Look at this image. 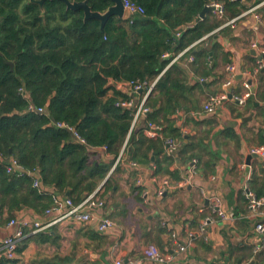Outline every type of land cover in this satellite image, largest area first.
<instances>
[{
  "label": "trees",
  "instance_id": "obj_1",
  "mask_svg": "<svg viewBox=\"0 0 264 264\" xmlns=\"http://www.w3.org/2000/svg\"><path fill=\"white\" fill-rule=\"evenodd\" d=\"M86 1L91 10L99 12L112 4L110 0ZM131 1L141 5L149 18L112 15L102 28L99 19H84L82 9H68L61 0H45L42 6L30 0H0L2 225L25 209L37 218L43 217L52 203L49 189L78 203L99 187L97 192L105 206L109 193L119 187L116 174L124 171L132 177L136 200L140 201L143 187L136 184L137 171L128 167L127 161L149 169L158 180L166 178L173 183L183 179L184 169L193 159L196 171L211 167L200 154V139L185 137L180 127L173 125L171 116L181 105L179 99L184 92L181 63L189 55L193 56L191 66L204 58L200 75H208V54L203 44L217 34L188 48L179 58L181 63L176 60L167 64L176 53L261 0ZM213 1L223 4V17L218 18L213 11L200 17ZM227 26L218 34L228 30ZM165 52L170 56L163 57ZM136 80L155 83L145 99L151 110L133 122L135 106L120 103L130 98L137 102L143 91L128 94L116 83ZM256 82L254 95L246 104L250 107L254 100L260 103L255 106V116L264 126V71L257 72ZM29 104L44 111L29 110ZM148 121L161 126L159 135L145 134ZM56 122H65L72 130L57 127ZM73 131L85 143L76 141ZM258 131L264 143V130ZM169 137L178 142L171 153L167 151ZM121 150L124 163L118 162L110 172ZM10 158L16 159L23 171L14 168L8 172ZM258 166L259 172H252L247 189L261 197L264 160ZM33 170L39 176L40 188L33 186ZM49 234L46 230L26 235L18 244L17 255L32 239L48 242ZM259 256L253 264H264V250ZM17 258H0V264L14 263ZM66 258L54 256L48 264H66Z\"/></svg>",
  "mask_w": 264,
  "mask_h": 264
},
{
  "label": "crops",
  "instance_id": "obj_2",
  "mask_svg": "<svg viewBox=\"0 0 264 264\" xmlns=\"http://www.w3.org/2000/svg\"><path fill=\"white\" fill-rule=\"evenodd\" d=\"M129 15L135 14L125 10L123 17ZM240 15L230 26L227 21L219 26L215 32L217 38L204 42L210 69L208 75H200L205 67L204 58L192 66L188 59L182 63L179 60L203 37L180 51L182 54L176 59L184 67V92L179 99L181 105L171 116L173 125L180 127L185 137L200 139V154L211 167L199 169L190 181L160 197L154 195L157 184L151 181L149 195L142 196L140 201L136 200L129 172H119L116 174L119 187L109 193L106 205L99 210L114 221L113 228L100 233L93 221L62 219L47 230L50 233L48 242L30 240L17 255L18 260L11 264H48L54 256L67 257L66 264H112L117 258L127 264H158L144 257L146 241L150 240L161 252L174 250L173 232L181 242L186 241L188 233H194V240L186 252L179 253L167 264H250L255 257L261 258L259 253L264 247L256 251L255 247L264 239V233L258 232L255 226L259 220L264 222V214L256 217L251 212L244 191L252 172H259L258 162L264 160V156L250 153L251 147L264 144L258 131L259 128L264 130V126L255 116L254 105L250 108L246 103L239 105L228 99L211 112L204 108L211 94L223 91L228 63L235 65L230 90L242 92L244 80L249 81L253 89L257 85V73L253 72L257 51L251 43L255 41L264 46V4ZM224 26L228 30L218 34ZM249 115L252 116L250 120H243ZM185 172L184 169L183 176ZM214 196L232 219L221 220L212 211ZM17 215L34 216L30 209L21 210ZM9 232L10 228H3L0 235Z\"/></svg>",
  "mask_w": 264,
  "mask_h": 264
},
{
  "label": "built area",
  "instance_id": "obj_3",
  "mask_svg": "<svg viewBox=\"0 0 264 264\" xmlns=\"http://www.w3.org/2000/svg\"><path fill=\"white\" fill-rule=\"evenodd\" d=\"M124 6V9L130 14H140L144 15V8L131 1V0H121ZM261 4H264V0L250 9L246 10V12L255 11ZM208 6L213 7V12L218 18H222L224 15V6L221 2L213 1ZM241 15L234 17L227 21V25L234 23V21L239 18ZM257 18H260L258 14H255ZM217 29L213 32L205 35L203 38H206L208 35L215 33ZM179 34V33H178ZM251 47L257 51V60L256 66L254 69V74L257 73L264 67V46L259 45L257 42L253 41L251 43ZM182 53H176L171 61L167 64L169 66L172 64ZM163 57H169L170 54L165 52ZM189 61L193 60V56L189 55ZM166 66V67H167ZM226 70L228 71V77L226 78L223 84V91L211 94L207 102L204 105L206 111H213L216 106L221 105L224 101L228 99H232L237 102L239 105H244L246 101L254 95V89L252 84L249 81H243L244 90L240 93L233 92V89L230 90V86L232 84L233 79L235 78V65L233 63H228L226 66ZM252 74V76H254ZM155 80L152 82L147 81H126V82H118L116 83V87L121 89L122 91H127L128 94L134 92H142L143 94L137 97L138 101L135 102L133 98H130L127 101H123L120 104L125 107L135 106V111L133 115V122L137 119L139 115L149 112L151 109L145 105V99L150 93ZM23 91L22 89H20ZM135 103H134V102ZM137 103V104H136ZM29 110H35L37 112H43L44 109L42 107H33L32 104L28 105ZM57 127L66 128L72 130V128L65 122H56ZM161 126L155 122L148 121L147 128L145 129V134L150 137H154L160 134ZM73 136L76 141L80 143H85L84 139L81 138L75 131H73ZM167 143V151L169 153L174 152L178 147V142L169 137L166 139ZM102 149L105 150L106 146H102ZM250 153L258 156H264V144L253 146L250 148ZM122 150L118 154L115 159L114 164L112 165L110 172L114 169L118 162L124 163V158L121 156ZM126 165L132 169H135L136 172V184L141 185L143 187V195L147 197L149 195V185L150 182H156L157 187L154 190V195L156 197H160L163 193L167 191H173L178 187L183 186L186 182L190 181L197 173L195 169V159L191 162V164L186 167L185 175L183 179L179 182H169L166 178L157 179L155 176L151 175L149 169L138 166L133 161L125 162ZM17 169L18 171H23L22 166L17 162L16 159L10 158L9 164L7 165V171L12 172L13 169ZM30 174L34 173L33 186L40 188V180L39 176L36 174L35 170L29 171ZM98 188L85 195L81 201L78 203L73 202V200L69 196H64L60 193L51 191V199L52 203L49 207L44 210L43 217L37 218L35 216L30 215H15L10 218L6 224L2 225L0 222V230L3 228H10V232L6 235H0V258L13 259L17 257V247L20 240L28 234H34L42 231L48 230L53 224L58 221L72 217L75 220H78L82 223L95 222L96 230L100 233L105 232L106 230L114 227V221L107 215H102L99 213V210L104 207V200L98 195ZM247 205L251 212L258 217L261 214H264V194L261 197H256L254 193L245 187L244 191ZM211 209L214 213L218 214L221 220H229L232 219L229 217L220 207V200L218 197H213L211 202ZM1 218V215H0ZM206 219L204 223H207ZM204 226V225H203ZM256 230L258 232L264 233V222L258 221L256 224ZM173 242L175 244V249L161 252L153 243H148L143 248V255L146 259L153 260L158 264H167L172 262L179 253L186 252L189 249V246L193 244L194 233H188L187 239L185 242H181L178 234L175 232L172 233ZM264 247V239L260 242V245L255 247V251L258 248ZM112 264H127L122 258H117L113 261ZM247 264V263H242Z\"/></svg>",
  "mask_w": 264,
  "mask_h": 264
},
{
  "label": "water",
  "instance_id": "obj_4",
  "mask_svg": "<svg viewBox=\"0 0 264 264\" xmlns=\"http://www.w3.org/2000/svg\"><path fill=\"white\" fill-rule=\"evenodd\" d=\"M30 1L38 3L40 6H42L45 0H30ZM61 1H63L65 3L66 8H68V9L69 8L73 9V10L82 9L83 14H84V19H91V18L99 19L100 25L102 28L104 27L106 20L110 16L115 15L118 18H123L124 13H125V9H124V6H123V3L121 0H110L112 4L104 12L91 10V8L88 5L86 0H82V1L61 0ZM210 10H213V7L208 6V5L205 6L204 9L200 12L199 16L202 17L206 11H210ZM135 16L142 18V19H144V18L148 19L149 18L148 16H144V15H140V14H135ZM254 52H255V50H254ZM261 71H264V67L261 69ZM238 77H241V75H238ZM253 105L257 106V105H259V102L253 101ZM251 118H252V116L249 115V116L243 117V120H250ZM249 157H250V155L248 156V158ZM250 264H253V261H251Z\"/></svg>",
  "mask_w": 264,
  "mask_h": 264
}]
</instances>
